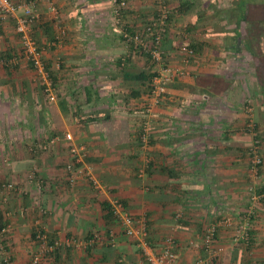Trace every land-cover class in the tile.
Listing matches in <instances>:
<instances>
[{"label": "crops", "instance_id": "1", "mask_svg": "<svg viewBox=\"0 0 264 264\" xmlns=\"http://www.w3.org/2000/svg\"><path fill=\"white\" fill-rule=\"evenodd\" d=\"M127 1L119 23L111 0H52L58 20L46 0L36 5L43 20L32 34L44 43L50 86L37 80L17 50L10 35L21 37L15 18L9 19L12 27L0 22V40L6 41L0 58L18 60L17 66L0 69V213L6 232L0 237V264H5L1 247L11 264H32L40 228L61 242L48 264H142V249L105 207L117 200L144 219L153 248L175 239L177 264L201 259L264 264V165L258 175L252 173L247 153L252 137L237 127L239 109H229L244 103L239 81L245 83L247 75L216 76L208 68L210 40L197 34L204 19L197 0ZM162 3L170 10L165 60L189 75L176 77L170 96L155 107L145 145L144 101L158 69L147 53L127 45L122 33H143L158 19ZM180 21L186 25L178 33ZM177 34L186 42L182 46L198 50L187 65ZM253 92L258 104L251 119L264 156V95L256 86ZM76 146L86 152L85 174L71 186L67 167ZM33 173L36 179H30ZM5 182L15 190H3ZM214 226L216 237L207 250L204 235ZM111 232H117L114 244ZM95 234L100 238L93 239ZM70 240L75 245H66Z\"/></svg>", "mask_w": 264, "mask_h": 264}, {"label": "built area", "instance_id": "2", "mask_svg": "<svg viewBox=\"0 0 264 264\" xmlns=\"http://www.w3.org/2000/svg\"><path fill=\"white\" fill-rule=\"evenodd\" d=\"M40 0H31L30 4L23 6H18L15 4L14 0H0V22L6 21L11 17H14L18 11L22 10L23 14L17 19L16 32L21 36L25 59L31 62L37 73L44 79L47 85H51L49 82V74L46 66L43 62V54L39 50L38 45L34 38L31 36V25L38 18L36 13H34L35 6ZM49 9L57 13L56 7L52 0H46ZM115 6L116 20L119 23L123 12L128 9L127 0H111ZM57 18V16H56ZM170 10L162 3L161 9L159 10L158 19H156L151 24L147 25L143 33L140 32H129L125 31L122 33L124 41L127 45L133 46L134 48L141 49L142 52L147 53L151 60H153L154 65L158 69L159 76L153 80L152 89L149 93V97L144 101L145 114L147 116L144 122V130L142 134V139L144 144H148L150 141V135L153 132V124L151 119L153 118V113L155 107L159 106L164 102V100L170 96V86L174 82L176 77L188 76L189 72L183 67H174L167 65L165 62V55L163 50L164 40L170 30ZM184 54V59H182L183 64H189L191 59L195 58V53L193 50L186 46H183L180 50ZM17 59L13 58L10 60V64H16ZM6 65V63H4ZM51 88V87H50ZM50 88H47L50 91ZM54 100V98H51ZM247 114L249 116L253 115V109L247 107ZM250 123L248 128L252 130L255 129L254 121L250 118ZM66 140H72L70 134H66ZM257 143V142H256ZM71 153L74 158V162L69 164L67 171L69 174L68 181L71 186H74L79 177L85 174L82 166L78 167V164L84 163L86 157V152L82 147H73ZM253 159L251 162V170L254 175L259 174V170L263 167L264 161L260 155L257 146L252 149ZM30 179H36L33 173ZM39 190L42 189V182L38 180ZM1 188L7 192L15 190L12 183H5L1 185ZM264 197V196H263ZM113 216L115 221L121 227L123 233L136 240L138 247L143 251L144 261L142 264H177L179 256L177 253V243L173 237H167L161 244L160 248H153L148 242V233L146 230V222L144 219L135 218L130 215L124 205L120 201H114L112 206ZM230 225V221H227ZM5 230L0 232V237L5 235ZM117 233V232H116ZM111 232L109 236V242L111 244L115 243V238L117 239V234ZM216 228L210 227L207 229L204 235V243L207 250L212 249V245L215 240ZM100 235L95 234L93 239H99ZM243 240H246L248 245V237L245 234ZM35 242L38 246L37 252L33 255L32 264H48L50 257L53 256L57 250L61 247L60 241H53L49 238L46 230L43 228L37 229L35 232ZM66 245H75L74 241H67ZM3 260L5 264H11V256L5 253L4 249L1 247ZM195 264H211L208 260H198Z\"/></svg>", "mask_w": 264, "mask_h": 264}, {"label": "rangeland", "instance_id": "3", "mask_svg": "<svg viewBox=\"0 0 264 264\" xmlns=\"http://www.w3.org/2000/svg\"><path fill=\"white\" fill-rule=\"evenodd\" d=\"M30 1L31 0H14L15 4L18 6L30 4ZM40 1H39V3H40ZM212 1L218 2L219 0H212ZM197 3H198L197 4L198 8H201V6H203V10H204V12H202V15H201V16H203L204 19L200 22V25H198V27H197V29H198L197 34H202L203 39L207 38V40H210L208 42L210 50H208L209 52L207 54L208 55L207 57H210L209 60L207 61V63L209 64L208 68L212 72H214L216 74V76L224 75L226 73H229L228 76H230V72H233V73L237 72V74L247 75V79L245 80V83L243 81H239L241 83V86L239 85V87H240L239 89L244 92V96H245L244 103H242L239 100V104H240L239 108H236V107L235 108H233V107L229 108L232 111L239 109V112L237 114L238 117H236V116H234V117L237 118V120H236L237 125H238L237 127H240L239 131L242 133H244V132L246 133L245 128L247 125H249V123L247 121H248V119L252 118V116H249L248 114H246L247 104L250 105L249 107L253 108V109L256 107V104H258V102L256 101L258 99L254 96V92H253L255 89V80L253 79V75H252V70H254V68L256 66L257 58L255 56H253V54L251 52L244 49L243 46H241V47L239 45L237 46L234 43V41L232 40V37L234 36L233 30L235 28V20L234 19H232L230 17H228V18L225 17V14H220V15L216 14L213 9H209L208 7H206V5H204V1H202V0H197ZM35 8H36V6H35ZM35 8H34V11H35ZM48 10H49V14L54 15L55 19H57L61 16L60 12L58 11V8H56L58 14H55L50 9H48ZM22 14H23V11L20 10V11H18V13L14 17H11L9 19L12 20L13 18H15L16 26H17V19L19 17H21ZM52 15H50V16H52ZM36 16L38 17V15H36ZM50 16H49V19H50ZM56 16H57V18H56ZM45 17H46L45 19H48V16H45ZM54 17L53 16L51 17L52 18L51 21L55 20ZM9 19L6 21H3V23L9 22L10 27L15 26V24L13 22H11ZM42 20L43 19H41V17H38L32 23V25H31V36L32 37H33L32 33L34 31V28H35V30L39 29V26H40L39 22H42ZM188 21L191 22L190 20H188ZM185 22H186V20H185ZM185 22L180 21V26L177 29L178 33L181 32V30L183 29L182 27L186 25ZM16 26H15V31H16ZM250 26H251L250 24L243 26V31H245ZM48 33L51 34L50 31H48ZM10 35L13 36V38H14V44L15 45L19 44L18 45L19 47H17V50L24 52L21 37L19 38V36H18V38H17L15 35L12 34V32L10 33ZM34 36L36 37L35 33H34ZM36 39H37L36 43H37L38 47L40 48L39 50L43 51V47L40 45V43L44 45L43 41L40 42L37 37H36ZM176 40L178 41V45H179V47H177V48L181 50L183 47L181 44H184L186 42L184 41V39H182L181 34L176 35ZM261 42H264V39ZM5 43H6L5 40H2V39L0 40V46L5 45ZM259 47H261L263 49V52H264V44L261 46L259 45ZM254 49L258 50L259 48L256 47V45H254ZM42 54H43V52H42ZM257 55H260V53H258ZM206 60H207V58H206ZM17 62H18V60H17ZM26 62L30 65V67H32L34 69V66L31 62H29L28 60H26ZM43 62L46 66L45 58H44ZM4 63H6V65H4ZM165 63L167 65L169 64V63H167V61ZM14 65H11L9 60H5V58H3V57L0 58V69L6 68L7 66L11 67ZM17 65H15V66H17ZM34 72L36 73L35 75H36L37 80L40 83H42L43 85L45 84V86H46V82L44 81V79L37 73L36 70ZM248 74H250V77H248ZM148 77H150V76H148ZM239 89H237L238 93L240 92ZM259 94H261V93H259ZM254 114H255V109H254ZM152 119L154 120V117ZM248 140H250V139H248ZM253 140L254 139L252 138V142H253ZM248 146L252 147L253 144L248 145ZM260 155H262V158L264 161L263 154H260ZM8 162L9 161H7L5 163H8ZM248 162L251 163L252 158L248 157ZM63 173H65V171H63ZM86 173H88V172L86 171ZM86 176H87V174H86ZM83 178H85V177H83ZM57 241H59V239ZM37 250H38V246H36L34 248V254L37 252ZM55 255L51 256L50 260H52L53 257L55 258ZM32 259H33V257H32ZM49 262L50 261H48V263Z\"/></svg>", "mask_w": 264, "mask_h": 264}, {"label": "trees", "instance_id": "4", "mask_svg": "<svg viewBox=\"0 0 264 264\" xmlns=\"http://www.w3.org/2000/svg\"><path fill=\"white\" fill-rule=\"evenodd\" d=\"M205 5L209 9H213L216 14L219 15L225 14V17L227 18L230 17L235 20V28L233 30L234 36L232 37V40L237 46L238 45L240 47L243 46L244 49L251 52L253 56L257 58L256 66L252 71V75H253V79L255 80V86L260 88L262 94L264 95V52L263 49L259 47V45L261 46L264 44V42H261L264 39V0H219L218 2L212 0L211 1L206 0ZM247 24H250L251 26L247 28L245 31H243V26H246ZM254 45H256V47H258L261 51L259 49L258 50L254 49ZM188 48L193 50V52L196 55H198V50L194 46L193 47L189 46ZM258 53H260V55H257ZM151 62L154 65L153 60H151ZM158 76L156 74L151 75L149 79L150 80L149 93L151 92L152 89L151 86L153 80ZM231 85L232 84L228 85L229 91L232 90L230 88ZM249 106L250 105L247 104V107ZM250 121L251 120L248 119L247 122L250 123ZM254 126L255 129L252 131L251 129L248 128V125L245 128L246 134H249L254 139L252 142L253 146L247 148L248 157L252 159H253L252 149L255 146H257L258 151L261 154L260 147L262 143L260 137H258L257 134L258 131L256 124H254ZM230 133L231 131L229 132V135ZM77 166L80 167L82 166V164H78ZM261 169L259 171H261ZM105 207L109 210L108 213L111 221H114L115 218L112 212V205L106 204ZM4 229H5V225L3 224V215L0 213V232H2ZM55 254H57V252Z\"/></svg>", "mask_w": 264, "mask_h": 264}]
</instances>
